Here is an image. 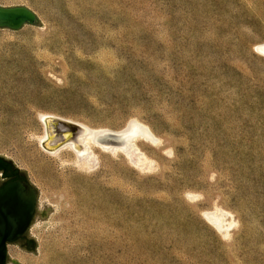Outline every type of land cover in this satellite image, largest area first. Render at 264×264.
<instances>
[{"label":"rangeland","instance_id":"rangeland-1","mask_svg":"<svg viewBox=\"0 0 264 264\" xmlns=\"http://www.w3.org/2000/svg\"><path fill=\"white\" fill-rule=\"evenodd\" d=\"M0 5L38 19L0 27V155L27 171L39 210L52 207L32 223L38 254L13 247L11 259L264 264V0ZM43 113L137 121L155 142L136 139L134 160L92 145L96 163L78 162L41 145Z\"/></svg>","mask_w":264,"mask_h":264},{"label":"bare ground","instance_id":"bare-ground-1","mask_svg":"<svg viewBox=\"0 0 264 264\" xmlns=\"http://www.w3.org/2000/svg\"><path fill=\"white\" fill-rule=\"evenodd\" d=\"M257 48L263 52L260 54H264V42L258 44ZM40 117L45 128L44 133L39 137L41 145L51 153H57L61 149L69 148L76 155L78 162L86 163L87 161H90L94 164L96 156L93 153L92 145L110 152H124L134 160L138 153L135 140L139 137H145L154 141L153 139L155 138L148 127L137 121L129 122L123 129L112 130L110 128H92L83 122L73 123L69 119L65 120L47 113L41 114ZM51 119H61L70 122L72 128L64 131L61 137L55 136V134L50 135L48 133V127L49 120ZM57 126L61 127V124H58ZM61 128L64 129L65 127ZM138 154H140V152ZM222 215L223 214L219 212L209 220L219 228L221 225L218 220L221 222L224 221ZM231 225L232 223L230 222L225 227H230Z\"/></svg>","mask_w":264,"mask_h":264},{"label":"water","instance_id":"water-1","mask_svg":"<svg viewBox=\"0 0 264 264\" xmlns=\"http://www.w3.org/2000/svg\"><path fill=\"white\" fill-rule=\"evenodd\" d=\"M37 15L36 13L31 10L30 8L23 6V5H18V6H1L0 5V27L1 28H10V29H20L23 25L29 23V24H35L37 22ZM255 49L257 50V52L259 53H263L261 52L257 46L255 47ZM264 55V54H262ZM61 124L63 125L65 128L62 129L61 127H58L57 125ZM52 128V130H51ZM71 127V123L61 120V119H51L49 120V127H48V133L50 135H54L61 137L64 131L70 130ZM3 156V155H0ZM5 157V156H3ZM7 158V157H5ZM10 161H12V163L15 165L14 161L10 158H7ZM16 166V165H15ZM26 175L28 176V173L26 170L22 169ZM29 178V177H28ZM30 180V179H29ZM31 182V181H30ZM32 185L34 186V188L36 189V192L34 190L33 187L31 186H27L29 193H30V197L29 200H27L26 202L24 201L23 197L20 196V193L23 192V188H22V183L19 181H14L11 182L9 184H7L2 190H0V214L2 212V209L7 207L10 208L12 210H14V212H17L24 204L27 206V208L29 209V218L32 216L35 205H36V213H35V217L37 214H40V216L45 219L49 216V214L52 211V207H48L47 205L45 206V210H39L38 208V197H39V190L37 188V186H35L33 183ZM9 218V217H8ZM7 218V222L6 225H9V221ZM34 221V220H33ZM9 231H7L8 233ZM10 232H13L12 230H10ZM16 237H9L5 236L3 241L0 244V264H4L5 262V254H6V250H5V241L6 239L9 240H14ZM34 238V248L32 251H34L35 253L38 254L37 252V246H38V242L36 240L35 237ZM11 260V257H10ZM16 261V264H21L18 260L14 259Z\"/></svg>","mask_w":264,"mask_h":264},{"label":"flooded vegetation","instance_id":"flooded-vegetation-1","mask_svg":"<svg viewBox=\"0 0 264 264\" xmlns=\"http://www.w3.org/2000/svg\"><path fill=\"white\" fill-rule=\"evenodd\" d=\"M19 181L22 183V188L24 189L20 196L23 197L26 202L29 200L30 193L28 187L34 188L30 182L26 173L15 166L8 160L0 159V190H2L7 184ZM28 186V187H27ZM35 192L36 189L34 188ZM36 213V205L32 216L29 218V209L24 204L17 212L10 208H3L0 214V244L5 236L16 237L14 240L6 239L5 241V262L4 264H9L10 262L15 264L14 259L10 260V251L13 247L19 248L24 251H32L34 248V238L31 232L32 223ZM9 217V218H8ZM8 218L9 225H6V220ZM12 230L13 232H10ZM7 231H9L7 233Z\"/></svg>","mask_w":264,"mask_h":264},{"label":"trees","instance_id":"trees-1","mask_svg":"<svg viewBox=\"0 0 264 264\" xmlns=\"http://www.w3.org/2000/svg\"><path fill=\"white\" fill-rule=\"evenodd\" d=\"M0 159H2V160H8L9 162L12 163V161H10L9 159H7V158H5V157H3V156H0Z\"/></svg>","mask_w":264,"mask_h":264}]
</instances>
